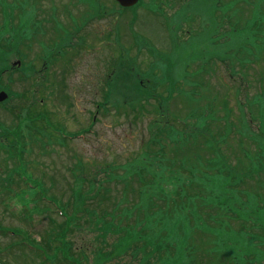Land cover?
<instances>
[{"label": "rangeland", "instance_id": "rangeland-1", "mask_svg": "<svg viewBox=\"0 0 264 264\" xmlns=\"http://www.w3.org/2000/svg\"><path fill=\"white\" fill-rule=\"evenodd\" d=\"M30 1L24 0L23 6L27 10H20L28 19L21 31H26L28 37L32 35L29 43L21 41L18 52L0 49V55L3 54L7 61L12 63L22 57L16 55L25 54L22 60L27 66H33L31 71L11 70L1 77L3 85L0 88L10 94H19L17 98L12 95L7 102L0 103V132H7L2 128L18 131L14 137L16 145L11 136H2L0 141V225L4 226L0 229V264H17L22 260L26 264L37 262L36 255L26 250L28 243L40 249L30 238L41 239L44 230L51 228L61 230L60 236L63 235V240L70 245L69 251L85 256L83 263L89 264L100 244L103 251H109L112 247L109 243L113 241L107 240L109 243L106 244L95 238L98 212L94 207H98L99 212L101 208L108 206V210L115 204L120 209H130L124 206H130L136 199L139 205L143 203L139 198H150L149 187L152 193L162 189L160 196L167 199L182 200V193H170L171 190L176 187L189 189V180L193 178L197 182L200 179L198 167L202 168L210 155L209 147H197L194 138L183 141L182 123L186 118L190 119L184 105L186 101H191L197 109L200 107L201 113L208 116L205 127L200 124L197 127L198 139L212 140V135L226 137L225 154L228 159L233 157L229 161H239L244 165L246 179H252L245 189V214L248 215L246 221L255 224L256 212L248 205L253 195L260 192L264 195V179L258 182L260 172L242 159L243 155H246L245 159L250 158V154H241L237 148L255 153L253 142L264 144V95L256 100L257 105L250 103L248 108L242 107V103H248L253 96L264 94V42L261 41L264 34L255 31L254 39L262 42L260 44L247 39V32L237 30L247 19H231V0V10L227 11H216L213 8L216 0H198L195 5L198 29L193 40L188 24L176 29L165 28L162 15L172 17L177 0H142L134 9H121L112 0H98L99 12L90 10L97 9L90 0ZM149 5L164 9L152 13ZM3 6L0 0V8ZM52 8L57 9L55 13L61 23L51 16ZM18 14L12 20L16 27L21 26ZM203 18L211 23V30L214 26L217 30L200 32ZM62 23L70 29H65ZM232 23L237 25L232 27ZM4 25L5 19L0 15V30ZM59 31L72 34L69 37L58 35ZM8 34L11 35L9 31ZM211 35L216 36L213 41ZM15 38L21 39L23 35ZM57 44L59 52L53 47ZM4 46H8V38L2 37L0 47ZM252 47L259 55L262 53V57L255 63H239L235 57L242 55L233 49L240 48L247 54L253 51ZM220 55L226 60L235 58L236 74L230 76L221 60L211 59ZM204 65H209L208 72L204 71ZM107 77L111 80L108 84L105 83ZM139 86L149 94L154 93L153 96L139 99L143 91L138 89ZM169 88H174L172 99L164 104ZM38 100H43L42 106L38 105ZM96 102L102 103L97 114ZM164 108L173 114H166L161 119L159 112ZM94 114L95 124L90 132L84 133V138H61L64 130L88 129ZM167 121L166 125L164 122ZM258 123L261 125L259 132ZM160 142L163 145H159ZM218 164L224 169V164ZM110 176L114 179L110 180ZM129 177L140 182L137 192L134 182L121 183ZM215 185L224 187L225 183ZM100 187H104L102 190L111 188L107 191L109 194L101 190L107 195L104 197L107 201H85ZM205 209L200 211L197 207L203 216ZM64 210L69 216L68 231L69 222L52 214ZM145 211L147 223H158L159 216L153 211ZM176 218L181 219L180 216ZM259 220L264 223V209ZM206 229L195 219L189 235L193 245L187 249L188 255L191 253L194 257L205 250L209 253L214 241L200 233ZM231 229L225 228V232L229 233ZM233 229H238L237 224ZM259 229L258 235L262 237L257 240V252L253 251L255 245L249 234H245L246 240L253 247L248 243L239 247L245 264H264V231H261L262 227ZM13 243L23 245L24 252L18 253ZM114 254L110 264H134L125 255L122 258L117 249ZM130 254L126 255L130 257Z\"/></svg>", "mask_w": 264, "mask_h": 264}, {"label": "trees", "instance_id": "trees-1", "mask_svg": "<svg viewBox=\"0 0 264 264\" xmlns=\"http://www.w3.org/2000/svg\"><path fill=\"white\" fill-rule=\"evenodd\" d=\"M26 1V0H25ZM247 3L252 2V7L250 8L251 11L245 12V14H241V11H238V13H234L236 17H231V19L237 18L238 21H240L243 17L247 19V22L245 24V28L242 31H245V33H252L256 31L258 34L263 35L264 34V0H245ZM28 3V1H27ZM257 6V8H256ZM258 11L257 13L256 10ZM251 12V13H250ZM250 14V15H248ZM247 15V16H246ZM232 23V27L236 26L237 24ZM240 30V29H239ZM256 34V33H254ZM264 41V39H262ZM235 54V52H233ZM237 54H241L242 52L238 50ZM250 54V57L248 55H242L235 57L239 63L243 62H249V60H252L254 62H257L256 60L260 59L258 54ZM235 58L231 59V71L235 73L234 68V60ZM3 59V58H2ZM4 60V59H3ZM222 61L223 59L220 58ZM143 84V83H142ZM173 84V83H172ZM138 89H143L141 86L138 87ZM174 92V88L168 89V95L165 97L166 99L163 100L164 104L169 103L172 99V95ZM194 92V90H192ZM154 93L149 94L147 91L143 89V91L139 94V99H147L149 96L152 97ZM257 96V95H256ZM253 98H251V102H253ZM249 101V102H250ZM248 102V103H249ZM186 103H189L186 101ZM185 103V104H186ZM243 105L246 104V102L242 103ZM189 110V116L193 117V115L196 113L198 116H203L204 118H208L206 114L201 113L200 109H197L194 105L190 104ZM173 114L166 111V108L163 110H160L159 116L161 119H163L164 115ZM189 118H186V120H183L182 123V135H183V141L187 142L191 138H194L195 140H199V135L196 133L198 125H202V122H191L188 121ZM166 125L169 123V121L164 122ZM187 127H191L190 129H187L189 132L185 131ZM159 145L163 143H158ZM239 149V148H237ZM217 150H220L222 152H219ZM239 151L241 154L244 152L242 149ZM210 156H212L211 160H207L208 162L202 166V168L199 169L197 176L200 177V179L197 180V182L193 179L189 180V189L191 192L188 191L185 187H183L181 190L180 188L176 187L171 190L170 193L174 194H192V196L195 199V205L199 207V210L201 211V208H208V210L205 209V212L203 216L202 213L199 215L200 221L202 220L203 223H213V228L215 233L222 232L224 234L225 228L232 227V223L229 221V224L227 225L226 222L223 221L224 218L227 219V210H234L239 208H242L240 197L244 194L245 189L249 186L246 184V177L244 174V166L239 163V161H236L234 159V162H230L227 157V155L224 153L223 150L220 149V146H217L216 149L212 152H210ZM230 159V158H229ZM240 160V158H237ZM218 163L224 164V169H221ZM251 163L253 161L251 160ZM255 166V164H252ZM223 175V176H222ZM139 180L141 179V172L138 173ZM227 177L228 179H226ZM151 178L148 179L149 185H150ZM225 183L224 187L216 186V183ZM205 183H208V185H205ZM140 182L138 181L136 185V192L138 191L139 187L138 185ZM151 188V187H149ZM148 192H152L148 190ZM161 191L156 190L155 193H162ZM167 193V192H166ZM236 219H239V215L236 217ZM240 223L245 226L246 221H240ZM261 226H264V224H260L259 222L255 221V224L250 226V229L253 227L259 228ZM219 230V232L217 231ZM245 230L243 229H231L232 233V243L228 244L223 242V238H217V244L214 246L212 245L209 249V253L207 254L205 251H200L196 256H194L192 262L193 264H245V260L243 257V254L239 247L241 244L237 243L238 241V235L246 237ZM219 233V234H222ZM226 233V232H225ZM169 235V234H168ZM175 235H180L178 237L183 236V234L176 233ZM170 237H173V235L170 233ZM258 236L254 235L252 236L251 240L257 239ZM208 241V238H206ZM160 241V240H159ZM157 238L155 236H152L151 245L157 244L158 242ZM253 251H258V249L253 248Z\"/></svg>", "mask_w": 264, "mask_h": 264}, {"label": "crops", "instance_id": "crops-1", "mask_svg": "<svg viewBox=\"0 0 264 264\" xmlns=\"http://www.w3.org/2000/svg\"><path fill=\"white\" fill-rule=\"evenodd\" d=\"M69 244L66 245V251H69ZM103 246L102 244L99 245V248L97 250H94V257L91 259V262L89 264H102V258H103ZM77 250V248H76ZM70 252V251H69ZM70 256L72 258V261H74V264H84L83 261H86L85 256L78 254H74L70 252ZM61 264V263H60Z\"/></svg>", "mask_w": 264, "mask_h": 264}, {"label": "water", "instance_id": "water-1", "mask_svg": "<svg viewBox=\"0 0 264 264\" xmlns=\"http://www.w3.org/2000/svg\"><path fill=\"white\" fill-rule=\"evenodd\" d=\"M122 6H131L135 4L138 0H117ZM7 97L5 93H0V100H4Z\"/></svg>", "mask_w": 264, "mask_h": 264}]
</instances>
